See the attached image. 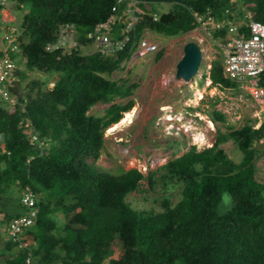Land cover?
Returning a JSON list of instances; mask_svg holds the SVG:
<instances>
[{"label":"trees","instance_id":"trees-1","mask_svg":"<svg viewBox=\"0 0 264 264\" xmlns=\"http://www.w3.org/2000/svg\"><path fill=\"white\" fill-rule=\"evenodd\" d=\"M7 1L13 2L21 29L19 52L11 53L16 64L21 56L26 69L58 77L51 85L46 80L30 81L29 90L36 87V94L24 96L16 94L14 80L10 90L18 102L7 110L0 100V213L4 214L0 229L7 236L0 247V264H25L27 257L32 264H264V182L255 178L260 152L254 145L264 138V122L255 128L249 120L238 129L218 133L212 146L201 151L191 146L146 175L136 168L115 174L99 170L95 162L105 129L134 105L133 99L114 101L131 96L137 82L112 75L123 70L121 64L133 47L105 57L78 50L47 51L46 45L55 39L60 24H74L83 37L112 14L116 0ZM138 1L146 13L137 22V40L145 29L163 36L190 32L196 27L193 12L238 20L248 9L253 20L264 23V0ZM126 3L117 5V12ZM155 3L168 6L163 12H169L171 20H152L150 12L158 13ZM242 4L251 5L243 9ZM224 32L215 31L213 36ZM2 35L0 19L1 40ZM160 57L158 53L155 58ZM16 75L24 79L25 73L18 68ZM209 78L219 89L239 88L224 76L221 52ZM260 84L264 86V73ZM98 103L108 104L104 114L89 113ZM210 115L214 122L225 119L216 110ZM26 130L37 139L32 140ZM229 139L240 152L239 161L219 146ZM142 180L151 190L158 183L163 188L178 185V201L163 198L158 212L134 209L126 197L139 189ZM12 186L19 194L15 199ZM25 187L34 193L37 212L23 231L29 243L20 248L6 227L27 212L20 201ZM225 192L232 204L219 212ZM115 240L123 251L112 257Z\"/></svg>","mask_w":264,"mask_h":264},{"label":"rangeland","instance_id":"rangeland-1","mask_svg":"<svg viewBox=\"0 0 264 264\" xmlns=\"http://www.w3.org/2000/svg\"><path fill=\"white\" fill-rule=\"evenodd\" d=\"M153 5L158 13L168 9L165 4ZM249 5L242 4L241 7L244 9ZM145 35L159 42L161 47L158 53H161V57L156 59L154 53L133 59L126 68L112 74L113 78L127 76L130 83L137 82L138 85L131 96L114 101L124 103L133 99L134 105L123 113L117 123L105 129L103 147L95 162L99 170L115 174L136 168L146 175L169 160L181 156L191 146H195L197 151L212 146L218 133L238 129L249 120H252L255 128L260 125L261 116L245 91L240 88L219 89L211 84L210 68L213 61L220 58V51L206 33L195 29L180 35L163 36L146 29ZM189 41L200 45L202 58L196 74L190 80L184 81L176 77L175 71L176 64L183 54V47ZM1 45L3 44L0 38ZM19 60L21 62L17 67L24 71L25 76L20 79L16 71L13 73V83L14 80L16 82L13 86L17 88L18 96L36 94V87L29 90V82L32 80H46L47 84L51 85L58 77L54 72L28 70L21 56ZM107 106L108 104L103 103L95 104L89 113L101 116ZM5 107L7 110L12 109L8 104H5ZM214 110L224 114V121L214 122L211 119L210 113ZM254 145L260 152L255 160V178L264 182V138ZM219 146L225 150L228 157L235 161L240 160V152L233 140L229 139ZM12 188L15 199L19 194L15 190L16 186ZM179 192L180 187L173 184L163 188L158 183L155 189L151 190L148 189L146 181L142 180L139 189L127 195L126 202L134 209H152L158 212L162 210L163 198H170L175 204L179 199ZM231 204V197L225 192L217 210L224 212ZM3 216L4 214L0 213V218ZM0 234V247H3L7 236L1 229ZM112 248V257H117L123 251L119 240L113 242Z\"/></svg>","mask_w":264,"mask_h":264},{"label":"built area","instance_id":"built-area-1","mask_svg":"<svg viewBox=\"0 0 264 264\" xmlns=\"http://www.w3.org/2000/svg\"><path fill=\"white\" fill-rule=\"evenodd\" d=\"M124 0H116L111 8L112 14L104 21L97 23L94 28L80 37L74 24H60L55 39L46 45L47 51H61L67 53L78 50L84 55L99 54L114 56L126 46L133 47L129 58L121 66L126 68L133 59L144 58L158 53L161 45L145 35L136 39L137 22L146 12L139 5L138 0H126V6L119 13L117 5ZM230 13L226 10V13ZM243 19L223 18L216 20L207 11L200 14L193 12L196 29L206 33L217 49L222 53V67L224 76L235 82L245 91L254 102L261 123L264 122V86L260 84V76L264 73V23L253 20L250 11L245 12ZM152 20H159L160 13L150 12ZM0 19L3 25L2 44L0 46V100L11 108L18 102L17 95L10 87L13 83V73L16 71V59L11 53L19 52L18 39L21 34L18 20L13 11V2L0 0ZM243 25L247 28L244 29ZM224 30L219 38H214L215 31ZM148 34V33H147ZM116 72V71H115ZM114 73V72H113ZM28 126V124H26ZM26 133L36 140L35 133L30 130ZM21 204L27 209L26 214L13 218L6 227L7 235L18 243L21 248L26 247L29 239L23 231L29 227L36 216L35 197L29 187H25L21 194ZM25 264H32L27 257Z\"/></svg>","mask_w":264,"mask_h":264},{"label":"water","instance_id":"water-1","mask_svg":"<svg viewBox=\"0 0 264 264\" xmlns=\"http://www.w3.org/2000/svg\"><path fill=\"white\" fill-rule=\"evenodd\" d=\"M169 20H171L170 13L161 14L160 21L162 23H167ZM201 58L200 46L194 41L187 42L183 47V54L176 64V77L184 81L190 80L196 74Z\"/></svg>","mask_w":264,"mask_h":264},{"label":"clouds","instance_id":"clouds-1","mask_svg":"<svg viewBox=\"0 0 264 264\" xmlns=\"http://www.w3.org/2000/svg\"><path fill=\"white\" fill-rule=\"evenodd\" d=\"M168 14L169 12H162V13H160V14ZM161 16V15H160ZM159 21H160V19H159ZM196 29V27L193 29V30H195ZM144 31H146V29L144 30ZM144 31H143V33H144ZM199 45V44H198ZM200 46V45H199ZM158 54V53H157ZM201 57H202V50H201ZM211 69V68H210ZM224 74V73H223ZM204 77V76H203ZM211 81V80H210ZM261 124V123H260ZM259 127V126H258Z\"/></svg>","mask_w":264,"mask_h":264}]
</instances>
